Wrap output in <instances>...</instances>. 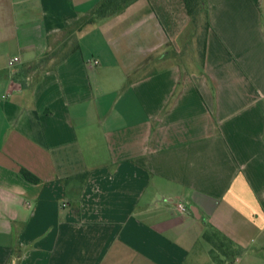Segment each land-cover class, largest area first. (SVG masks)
<instances>
[{"label": "crops", "instance_id": "0c3cea01", "mask_svg": "<svg viewBox=\"0 0 264 264\" xmlns=\"http://www.w3.org/2000/svg\"><path fill=\"white\" fill-rule=\"evenodd\" d=\"M105 1L0 0V264H264V0Z\"/></svg>", "mask_w": 264, "mask_h": 264}, {"label": "trees", "instance_id": "16d2710c", "mask_svg": "<svg viewBox=\"0 0 264 264\" xmlns=\"http://www.w3.org/2000/svg\"><path fill=\"white\" fill-rule=\"evenodd\" d=\"M135 0H107L101 4L91 15L85 20L75 25V32H81L89 25L94 24L96 21L108 18L119 10L123 9L124 6H128ZM209 0H183L187 13L191 19L192 28L197 36V42L200 49V59L204 63L206 44L209 31L211 29L210 18H209ZM200 32V33H199ZM76 49L72 48V51ZM49 58V55L43 60ZM22 174L24 177L33 183H37L38 180L34 178L27 171L23 170ZM77 179L85 180L87 175L75 177ZM203 239L211 246V257L214 264H235L237 260L243 255L244 250L237 246L228 237L217 231L213 227L209 226L208 230L203 235Z\"/></svg>", "mask_w": 264, "mask_h": 264}, {"label": "built area", "instance_id": "2783aa9c", "mask_svg": "<svg viewBox=\"0 0 264 264\" xmlns=\"http://www.w3.org/2000/svg\"><path fill=\"white\" fill-rule=\"evenodd\" d=\"M19 63H20V59L18 57H14V58L9 60L8 67L10 69H12ZM98 64H99V61H97V60L93 62V65H98ZM178 208H179L180 212L183 214L187 212V208L184 205H179Z\"/></svg>", "mask_w": 264, "mask_h": 264}, {"label": "rangeland", "instance_id": "374dc122", "mask_svg": "<svg viewBox=\"0 0 264 264\" xmlns=\"http://www.w3.org/2000/svg\"><path fill=\"white\" fill-rule=\"evenodd\" d=\"M192 33H193V37L195 38V44H196V47L192 48L191 50L194 51L195 54H196V52H197V55H198V57H199L200 49H199V45H198V42H197V36H196V34H195L194 29H192ZM199 33H200V32H199ZM192 46H193V45H192ZM192 46L190 45V46L186 47V48L182 51V53H183L184 55H187L188 58H191V55H190V53H188V52H189V48H191ZM183 54H182V55H183Z\"/></svg>", "mask_w": 264, "mask_h": 264}]
</instances>
